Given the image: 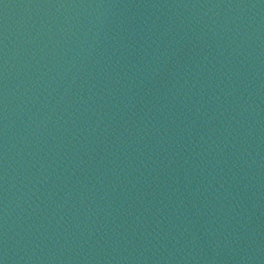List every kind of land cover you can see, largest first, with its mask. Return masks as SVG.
I'll use <instances>...</instances> for the list:
<instances>
[{"label":"water","instance_id":"water-1","mask_svg":"<svg viewBox=\"0 0 264 264\" xmlns=\"http://www.w3.org/2000/svg\"><path fill=\"white\" fill-rule=\"evenodd\" d=\"M0 264H264V0H0Z\"/></svg>","mask_w":264,"mask_h":264}]
</instances>
